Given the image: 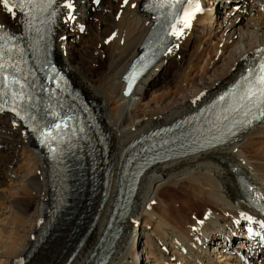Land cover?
<instances>
[{
    "label": "bare ground",
    "instance_id": "1",
    "mask_svg": "<svg viewBox=\"0 0 264 264\" xmlns=\"http://www.w3.org/2000/svg\"><path fill=\"white\" fill-rule=\"evenodd\" d=\"M143 2L105 0L95 8L91 0L63 2L56 55L77 85L97 101L111 135L113 166L106 193L96 197L91 215L76 224L84 206L76 204L71 217L57 221L34 250L53 205L48 161L23 127L9 116L0 117V264H24L21 260L30 252L25 264H66L75 250L70 264H91L88 259L116 202L129 143L196 110L263 52L264 0H202L207 10L180 27L174 45L140 80L135 93L125 97L122 74L153 23L141 10ZM74 14V20L67 19ZM12 15L0 4L1 25L17 22L18 15ZM79 24L85 26L82 33ZM179 53L183 58L174 70ZM241 174L264 192V120L225 146L148 168L106 264H245L227 251L218 252L234 231L232 221L243 218L246 206L237 181ZM255 263L264 264V256Z\"/></svg>",
    "mask_w": 264,
    "mask_h": 264
},
{
    "label": "snow or ice",
    "instance_id": "2",
    "mask_svg": "<svg viewBox=\"0 0 264 264\" xmlns=\"http://www.w3.org/2000/svg\"><path fill=\"white\" fill-rule=\"evenodd\" d=\"M44 0H0V4L3 5V7L13 15H15V12L13 11V7H15L16 10L20 11L21 13L25 14L29 17V22H31V18L33 17V12L37 9L38 3H43ZM55 0H49V3H53ZM125 3H127V0H124ZM183 0H166V6L177 9L178 11H183L182 8ZM69 8L72 7L71 3L67 5ZM40 11H43V8H40ZM71 18V17H70ZM83 31V28H81ZM179 35V33H176ZM11 37L7 36V34L4 32L3 25H0V61H4L5 57V43L7 40H10ZM9 53H11L12 49H7ZM264 51V50H261ZM7 67H13L15 68V65H7L6 62H0V76H2V79H0V93L3 95H7V92H5V89L8 87V74L6 71ZM19 71V69H16ZM260 74L257 77V83L258 87L250 88L244 97H241V99H251L253 96H256L259 94L261 97H264V63H261L260 65ZM11 83L13 85H19L20 89L22 90L25 85L20 82V80L16 79L14 76L11 80ZM132 85L129 84V90L131 89ZM13 102L19 100L21 102L25 101L26 99H30L29 97H26L23 92H13L12 93ZM3 109L0 108V111ZM12 111L16 112V115L19 116L20 113L16 111V108L13 107ZM264 114V113H262ZM21 119H24V117H21ZM32 119H35L32 117ZM59 124H50L47 128H33V131H39L41 140L43 143H48L49 145L52 144L57 139L56 135H53L52 133L59 129ZM54 151L55 149H51ZM202 223V221H201Z\"/></svg>",
    "mask_w": 264,
    "mask_h": 264
},
{
    "label": "rangeland",
    "instance_id": "3",
    "mask_svg": "<svg viewBox=\"0 0 264 264\" xmlns=\"http://www.w3.org/2000/svg\"><path fill=\"white\" fill-rule=\"evenodd\" d=\"M113 13H114V11H113ZM113 13H112V14H113ZM15 23H17V22H11V25H14V26H15ZM76 41H77V45H78V46H81V45H82V44H81L82 41L80 42L79 39H77ZM100 58L104 59V58H105L104 54H100ZM182 58H183L182 55L179 53V55H177V61H176V62H177V65L174 66V70L176 69V67H178L179 62L182 60ZM101 70H102V69H100V70H95V71H96L97 73H100ZM164 84H167V82L164 81ZM164 84H162V85H164ZM0 148H2V144L0 145ZM83 203H85V201H84ZM83 203L80 205V208H82V206L85 205V204H83Z\"/></svg>",
    "mask_w": 264,
    "mask_h": 264
}]
</instances>
